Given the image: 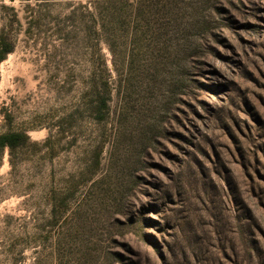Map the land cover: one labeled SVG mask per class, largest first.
<instances>
[{
  "label": "rangeland",
  "instance_id": "rangeland-1",
  "mask_svg": "<svg viewBox=\"0 0 264 264\" xmlns=\"http://www.w3.org/2000/svg\"><path fill=\"white\" fill-rule=\"evenodd\" d=\"M171 1L150 55L93 37L89 0H0V134L28 137L0 155V264H264V0ZM157 66L165 111L137 95Z\"/></svg>",
  "mask_w": 264,
  "mask_h": 264
},
{
  "label": "trees",
  "instance_id": "trees-1",
  "mask_svg": "<svg viewBox=\"0 0 264 264\" xmlns=\"http://www.w3.org/2000/svg\"><path fill=\"white\" fill-rule=\"evenodd\" d=\"M92 3V10L89 12L91 19V33L93 37H97L99 42L105 44L111 50V41H115L122 37V34L131 35V42L138 43L142 52L149 50L152 55L153 49L158 47V42L165 36H170L171 41L175 42L177 36V26L175 12L171 0H89ZM96 2V3H94ZM158 18L166 20V26L157 23ZM93 29V30H92ZM88 30V28H87ZM150 38V44H143L142 39ZM97 41V42H98ZM13 41L5 34H0V61L4 59L6 54L12 52ZM174 47V46H173ZM95 58L94 71H92L89 79V88L87 95L90 97L87 106V113L97 123L105 120L106 115L111 113V87L107 69L104 64L103 57L98 52V45L93 46ZM176 52V51H174ZM177 56L176 53H174ZM147 73V71H144ZM143 72V73H144ZM161 68L152 67L149 75V83L147 85L139 84L137 95L145 94L146 90L151 93L160 95L165 93L163 97L157 96V101L153 104L157 108L165 111L174 101V92L177 84L173 78H168L167 82L161 80ZM172 75L170 74V77ZM119 94L120 85L116 88ZM123 111V110H122ZM117 115L118 112L116 113ZM28 141V137L23 133L5 132L0 134V155L4 149L13 150L21 144ZM65 198L61 199L60 206L62 211L65 210Z\"/></svg>",
  "mask_w": 264,
  "mask_h": 264
}]
</instances>
